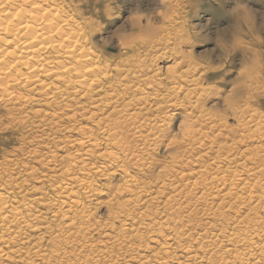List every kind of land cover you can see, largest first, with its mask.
Wrapping results in <instances>:
<instances>
[{"label":"rangeland","instance_id":"obj_1","mask_svg":"<svg viewBox=\"0 0 264 264\" xmlns=\"http://www.w3.org/2000/svg\"><path fill=\"white\" fill-rule=\"evenodd\" d=\"M48 2L83 26L105 57L120 63L107 83L102 80L75 96H69L75 89L67 85L51 88L59 107L24 83L12 86L23 100L0 99V194L8 201L0 214L11 216L12 207L25 204L34 209L31 224L0 220V264H264V0H245L249 17L234 14L237 0H127L108 22L96 21L89 0ZM224 30L228 43L235 44L226 65L235 68V75L228 81L232 87L209 106L201 103L207 87L204 74L198 75L201 64L193 60L185 66L181 53L201 47L185 48L186 37L199 34L202 45L214 47ZM114 32L121 35L109 42ZM130 45L139 54L135 63L144 61L131 76L124 65ZM132 76L149 80L143 81L149 98L142 99L150 104L126 110L140 98L133 95L138 85ZM112 93L117 96L108 99ZM166 110L186 115L163 143L156 131ZM132 116L146 143L135 130L127 136L145 154V167L130 165L129 172L137 176L133 180L118 167L97 178L92 188L99 191L82 208L91 222L80 235L66 233L64 212L55 206L58 181L70 164L89 163L87 150L95 146L101 153L93 163L102 165L106 130L119 122L130 124ZM88 135L95 138L94 146H82ZM147 175L153 186L140 185L149 194L139 198L137 186ZM123 203L126 209L119 210ZM147 222L153 224L147 228ZM33 223L45 227L42 234L34 232ZM140 240L146 245L139 255L148 259L133 251L132 243ZM95 250L106 254L91 255Z\"/></svg>","mask_w":264,"mask_h":264},{"label":"bare ground","instance_id":"obj_2","mask_svg":"<svg viewBox=\"0 0 264 264\" xmlns=\"http://www.w3.org/2000/svg\"><path fill=\"white\" fill-rule=\"evenodd\" d=\"M149 24L151 25L150 22ZM135 25L136 28L138 26L139 29H142L140 24L136 23ZM224 31L226 32V30ZM157 34L158 36L160 35L158 32ZM136 50L137 47L130 45L126 47L125 51L127 57L125 58L124 65L130 68V76L135 74L137 69L140 70L144 64L143 60L135 63L136 58L139 56ZM104 55L102 51L97 50L94 46L93 40L86 33L83 26H76L74 21L64 16L57 5L50 4L48 0H0V99L6 98L10 103L23 100V94L15 91L12 86L17 83H24L31 86L32 89L35 86L36 89L42 91L44 96H50L53 99L52 103L59 107V103L57 102L58 96L53 89H59L61 85H67L69 89H75L71 95L68 94L69 96H75L87 91V89L83 90L85 87L88 88L90 85L99 84L102 80L107 83L110 76L109 73L114 70L113 66L120 62L117 61L114 63L112 60L114 57L108 59ZM145 71L147 72V70ZM138 72L140 73L141 71ZM53 79L58 84L49 82ZM125 81L130 82L128 78ZM143 81L149 82V80H140L137 77L133 80L138 85L137 88H135V85L132 86L135 88L133 95H139L140 98L131 101L125 107L126 110L132 106L150 104L148 100L142 99L149 98L148 94L145 96L146 93L144 92L146 91L143 89L148 84ZM55 85L59 86L56 87ZM51 88L53 89L51 90ZM128 94L127 92L125 96ZM116 96L117 94L112 93L108 95V99ZM233 106H236V104ZM39 113L41 114L42 112L38 111ZM129 120H132L130 124L119 122L106 130L107 137L104 144L108 149L103 152L106 158L100 156L105 160L102 165H95L93 163V158L101 153L99 146H95L93 150H87L90 151L88 154L90 156L88 158L90 160L89 163L86 161H76L74 164H70L69 166L72 169L66 170L62 175V180L58 181V186L56 187L58 195L56 194L57 200L55 206L61 212H64L61 214L62 220H67V222L62 224V230L64 229L66 233L80 235L83 233V226L91 222V219H86V216L89 217V215L85 216L86 212L84 210L82 211V208H84L86 199L92 198L93 195L98 193V189L92 188L94 183L97 182V178L105 175L109 169L118 167V171H122L125 174V179L133 180L137 176L135 175V177L132 175V172H129L130 165L137 168L145 167L142 163L145 154L134 149L127 134L135 130L136 132L134 134L137 135V138L145 143L146 137L143 136V129L136 126L138 118L132 116ZM152 135L153 131H151ZM81 140L82 146L88 143L90 146H94L95 138L92 139L91 135L85 136ZM107 150L110 151L107 152ZM131 170H133V167ZM82 173L88 174L83 175ZM150 177L153 178L152 175H147L140 179V183L137 186L141 189L139 198L149 194V190L140 185L149 184L153 186V180H150ZM146 180H149V182H146ZM111 188L114 189L113 187ZM128 192L134 194L135 189L128 190ZM34 205L38 207L37 204ZM127 205L125 203L120 204L119 210L126 209ZM7 206V198L0 194V211H4ZM78 210H81L84 214L82 216L77 215ZM33 213L34 209L32 205L25 204L22 207L14 206L11 208V216H5L4 213H1L0 220L5 223L10 220H20V225H22L23 221L29 224L32 219L31 214ZM57 214L58 212L54 211L53 216L56 217ZM135 219L134 216L131 217V225L135 222ZM36 223L30 226L34 229L35 233L42 234L39 231L45 230V227L41 225L35 227ZM150 224L153 223L147 222L145 225L148 228ZM161 232L163 233V231ZM136 243H132L134 246L133 251L139 257L138 251L146 245V242L140 240ZM61 245L63 243H60L59 247ZM60 251L61 248L55 249L54 253L59 254ZM94 252L97 256L106 254L103 250H95L90 254L95 255ZM257 255V252H255L252 254V257L257 258ZM141 256L140 258L148 259L146 255ZM96 262L97 264H103L101 260Z\"/></svg>","mask_w":264,"mask_h":264},{"label":"snow or ice","instance_id":"obj_3","mask_svg":"<svg viewBox=\"0 0 264 264\" xmlns=\"http://www.w3.org/2000/svg\"><path fill=\"white\" fill-rule=\"evenodd\" d=\"M89 2L93 5V8L90 9V14L95 16L96 21L108 22L111 17L120 14V6L126 5L127 0H89ZM244 4L245 0H237V6L234 8L235 15L245 17L251 15L250 10L244 7ZM261 30L264 31V26H262ZM208 31H211V29H208ZM119 35L121 33L114 32L109 38V42L116 39ZM228 40L229 37L226 32H221L216 35L214 47L202 45V37L199 34H195L191 40L187 37L185 38V48H193L194 45L201 44V47L195 48L191 54L185 51L181 55L185 66L193 60L201 64V70L198 75L204 74L202 83L207 86L204 91V98L201 101L202 104L210 106L214 99L225 95L226 91L232 87L228 81L232 78V75H235V68L226 65L229 64L228 57L234 50L235 44H229ZM204 47H208L209 50L204 51ZM185 115L186 112L183 114L180 112L173 113L169 110L160 113L161 120L156 131L157 138L161 142L167 143L175 127L180 124Z\"/></svg>","mask_w":264,"mask_h":264}]
</instances>
